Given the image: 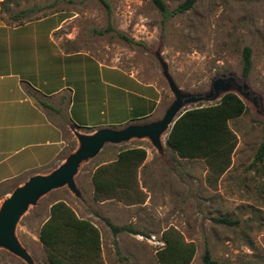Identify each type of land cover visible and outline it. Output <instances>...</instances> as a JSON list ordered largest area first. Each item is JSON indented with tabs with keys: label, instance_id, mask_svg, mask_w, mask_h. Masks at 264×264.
Instances as JSON below:
<instances>
[{
	"label": "rangeland",
	"instance_id": "1",
	"mask_svg": "<svg viewBox=\"0 0 264 264\" xmlns=\"http://www.w3.org/2000/svg\"><path fill=\"white\" fill-rule=\"evenodd\" d=\"M10 1L14 10L33 4L48 7L46 15L59 17L36 26L38 32L45 34L64 18L65 24L56 33L59 42L157 85L162 91L159 112L142 123L160 120L173 101L162 65L177 87L190 94L207 92L215 77L234 75L236 84L245 89L234 86L230 92L247 108L245 114L229 122L237 144L230 167L221 176L202 160L178 159L166 146L167 136L162 138L161 153L147 139L105 145L78 170L75 184L80 199L66 187L60 188L42 197L20 219L15 234L33 263L49 264L36 238L40 224L48 217L49 206L63 201L78 217L91 221L99 230L104 264H158L156 253L163 246L162 233L169 229H175L185 242L194 244L195 255L190 264H202L205 249L210 251L214 264H264V161L257 168L252 166L264 129V0H198L190 11L167 19L151 0H103L108 7L100 0H17L21 4L17 9L15 0ZM163 1L168 12H173L184 0ZM44 48L48 50L46 45ZM244 48L251 51L252 66L247 77L242 75ZM55 63L59 73V56ZM64 64L80 66L84 62L79 58L65 60ZM87 64L92 79L81 88L99 92L97 66L94 62ZM218 101L192 104L184 110ZM155 112L156 108L153 115ZM65 141L66 147L53 168L77 147L71 130L66 131ZM134 147L146 150L141 175L149 196L140 188L131 189L116 199L117 208L99 211L92 198L93 172L114 160L120 150ZM28 169L18 179L23 182L8 181L0 186V204L33 176L28 175ZM137 198L138 204L127 202ZM224 217L236 224L229 227L212 220ZM104 219L132 233L113 236ZM0 264L26 263L0 249Z\"/></svg>",
	"mask_w": 264,
	"mask_h": 264
},
{
	"label": "crops",
	"instance_id": "2",
	"mask_svg": "<svg viewBox=\"0 0 264 264\" xmlns=\"http://www.w3.org/2000/svg\"><path fill=\"white\" fill-rule=\"evenodd\" d=\"M57 15L11 27L0 13V186L21 179L28 168L29 176L53 168L66 147L70 127L84 132L120 129L152 119L159 112L162 91L157 85L59 42L56 33L66 19L59 20L45 34L38 32L36 26ZM58 56L62 61L59 73L55 63ZM79 58L84 64H64L65 60ZM90 62L98 69L99 92L81 88L92 79L88 74ZM144 164L138 169L137 183L139 190L149 196L142 183ZM117 198L96 202L99 211L117 208ZM36 242L42 247L38 235Z\"/></svg>",
	"mask_w": 264,
	"mask_h": 264
},
{
	"label": "trees",
	"instance_id": "3",
	"mask_svg": "<svg viewBox=\"0 0 264 264\" xmlns=\"http://www.w3.org/2000/svg\"><path fill=\"white\" fill-rule=\"evenodd\" d=\"M151 1L163 18L167 19L173 14H184L190 11L198 0H184L173 12H168L163 0ZM100 2L108 7L103 0ZM20 5L17 0L14 1L16 9ZM12 6L10 0L0 4L2 20L11 27L21 26L48 16L44 13L48 7L33 4L30 7L14 10ZM120 37L131 42L123 35ZM251 66V51L249 48H244L242 51L243 77L248 76ZM246 111L244 102L233 93L224 94L214 104L186 109L171 127L166 137V146L178 159L202 160L213 172L221 176L229 169L237 144L229 122L239 118ZM146 156V150L142 147L126 148L120 150L110 163L97 167L91 177L93 201L102 202L112 196L117 198L122 192L128 193L131 189H138L137 172ZM263 161L264 129L252 166L257 168ZM127 202L129 205L138 204L139 199L127 200ZM212 220L216 224L229 227L236 224L226 217ZM104 222L113 236L123 232L132 233L128 228L112 225L107 219H104ZM38 239L46 252L49 264H104L101 260L99 230L91 221L79 218L63 201H57L51 205L49 218L42 224ZM162 241L163 246L156 253L158 264L191 263L195 255V246L193 243L185 242L178 231L175 229L164 231ZM202 264H214L208 249L204 250Z\"/></svg>",
	"mask_w": 264,
	"mask_h": 264
},
{
	"label": "water",
	"instance_id": "4",
	"mask_svg": "<svg viewBox=\"0 0 264 264\" xmlns=\"http://www.w3.org/2000/svg\"><path fill=\"white\" fill-rule=\"evenodd\" d=\"M162 75L173 95V101L160 120L132 123L120 129L100 128L90 133L71 128L77 141L76 149L50 172L29 177L2 200L0 204V249L11 253L26 264H34L16 237V226L30 207L36 206L42 197L54 190L66 187L76 198L80 199L81 193L76 187L75 177L82 163L95 158L107 144L120 145L132 139H147L161 153L163 151L162 138L168 135L186 106L220 100L224 94L231 93L230 90L234 86L239 90L245 89L236 84L234 75H221L211 81L207 92L190 94L177 87L165 65H162Z\"/></svg>",
	"mask_w": 264,
	"mask_h": 264
}]
</instances>
